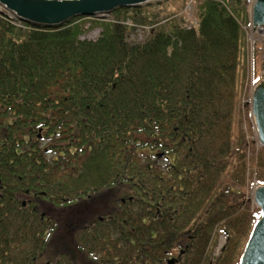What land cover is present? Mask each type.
<instances>
[{
    "label": "trees",
    "instance_id": "obj_1",
    "mask_svg": "<svg viewBox=\"0 0 264 264\" xmlns=\"http://www.w3.org/2000/svg\"><path fill=\"white\" fill-rule=\"evenodd\" d=\"M186 4L52 28L0 12V264H238L259 215L251 184L264 185L248 14L195 0L188 28ZM74 206L89 221L60 216Z\"/></svg>",
    "mask_w": 264,
    "mask_h": 264
},
{
    "label": "water",
    "instance_id": "obj_2",
    "mask_svg": "<svg viewBox=\"0 0 264 264\" xmlns=\"http://www.w3.org/2000/svg\"><path fill=\"white\" fill-rule=\"evenodd\" d=\"M160 0H0V6L11 13L16 21L52 28L75 17H104L117 8H131ZM250 35L264 36V0H255L249 14ZM256 40L251 41V48ZM251 76L253 57L251 51ZM259 76L249 89V115L258 147L264 148V60L259 64ZM251 202L258 209L248 239L239 257L238 264H264V185L254 181ZM167 264H175L173 259Z\"/></svg>",
    "mask_w": 264,
    "mask_h": 264
},
{
    "label": "rangeland",
    "instance_id": "obj_3",
    "mask_svg": "<svg viewBox=\"0 0 264 264\" xmlns=\"http://www.w3.org/2000/svg\"><path fill=\"white\" fill-rule=\"evenodd\" d=\"M174 8L177 9V5H174ZM0 11H4V9L1 6H0ZM190 13H191V15L185 16L189 21H191L195 17L194 16L195 15V12H194L193 9H192V11ZM104 18L107 19L108 18V15H105ZM87 28H88V25H85L84 29H87ZM246 31L248 32V30H246ZM99 33H100V30L99 29L92 30V31L86 30V33L84 34V36H81L80 39L81 40L87 39V40L94 41V40H96L98 38ZM147 33H148V27H145L144 29H138L136 31V34L135 35L134 34L132 35V39L134 41H136V42H141L146 37ZM249 36L250 35H248V37H247V43H248V61H249L250 56H251L250 44H251V41L255 38V37H253V39H250ZM255 39H256L255 46H261V47H260L259 53L257 55H255V56H254V50H252L254 75H253V78H250L249 75H248V77H249V86H250V84H253V80L255 82V77H256V75L259 74V69H258L259 64H260L261 61L264 60V42H261L259 40V37L258 38L256 37ZM249 68H250V64H249ZM249 73H250V71H249ZM247 125L248 126L249 125L251 126L250 116L248 117ZM243 129L245 131L248 130L246 126L243 127ZM248 140L253 141L254 142L255 149L258 150V146H257L256 140H255V136H254V133H253L252 126H251V133H249V135H248ZM158 163H159V165H162L163 166L165 164V161L163 159H160L158 161ZM249 196H250V194H249ZM100 203H101V201L95 200V201H91L90 203H85L86 205L88 204L89 206L87 205V206H84V207H86V209H88V208H91V205H96V204H100ZM79 206H74L73 207V210L71 209V211L62 210V212H60V216H62L63 219L66 218V219H69L70 221L73 220V219H75V218L76 219H81V220L83 219V221L84 220L85 221H89V219L92 217V215L91 216L89 215L88 217L86 215H82L80 212L83 211V209L81 207H79ZM101 209H103V208H101ZM251 209H257V208L254 207V205L251 203ZM86 211L87 212H85V213H88V214L89 213H92L90 209L89 210H86ZM102 212L103 211H101L100 213H102ZM49 213H53V212L51 211ZM94 213H96L95 210H94ZM68 216H69V218H68ZM225 243H226L225 236L224 235H220L219 238H218V241L216 242V246H215L214 251H213V254H212V258L211 259L213 261H214V259H213L214 257H219L221 248L224 247Z\"/></svg>",
    "mask_w": 264,
    "mask_h": 264
},
{
    "label": "built area",
    "instance_id": "obj_4",
    "mask_svg": "<svg viewBox=\"0 0 264 264\" xmlns=\"http://www.w3.org/2000/svg\"><path fill=\"white\" fill-rule=\"evenodd\" d=\"M255 0H245V3H246V8L247 10L249 11V8L251 7L252 3L254 2ZM192 3H193V0H189L186 8H185V13H186V16H189L191 15V11H192ZM12 18V17H10ZM192 25L195 24L194 22H191Z\"/></svg>",
    "mask_w": 264,
    "mask_h": 264
}]
</instances>
